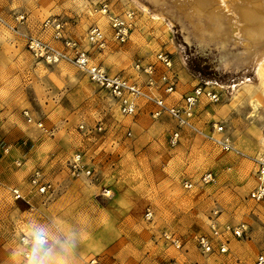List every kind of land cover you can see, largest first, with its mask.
Wrapping results in <instances>:
<instances>
[{
  "label": "rangeland",
  "instance_id": "obj_1",
  "mask_svg": "<svg viewBox=\"0 0 264 264\" xmlns=\"http://www.w3.org/2000/svg\"><path fill=\"white\" fill-rule=\"evenodd\" d=\"M142 1L150 13L132 0H0V15L11 22L23 13L25 29L56 47L61 40L42 21L59 19L63 33L110 72L133 75L137 60L152 62L157 52H168L178 82L167 100L179 104L196 85L212 89L218 99L202 96L192 121L204 132L222 124L244 154L220 151L188 127L170 146L168 135L176 124L170 115L153 119L148 106L134 116L122 115L72 63L33 57L0 24V264H88L91 257L101 264H251L264 251V201L248 197L255 185L251 157L264 153V72L258 74L254 64L224 67L223 59L231 60L241 44L199 43L183 17L162 10L154 19L152 13L160 9ZM103 3L130 22L125 42L114 39L100 12ZM90 25L104 33V48L85 40ZM76 152L92 166V178L71 174ZM35 168L54 186L49 198L30 187ZM205 171L216 175L215 183L198 184ZM185 179L191 188H184ZM14 186L30 205L13 199ZM104 186L110 197L101 194ZM146 208L152 210L149 220ZM211 217L219 224L247 225L243 236H230L226 253L202 254L193 242L195 234L209 231ZM165 231L179 238L180 248L164 242ZM22 233L44 234L47 248L24 259L18 245Z\"/></svg>",
  "mask_w": 264,
  "mask_h": 264
},
{
  "label": "built area",
  "instance_id": "obj_2",
  "mask_svg": "<svg viewBox=\"0 0 264 264\" xmlns=\"http://www.w3.org/2000/svg\"><path fill=\"white\" fill-rule=\"evenodd\" d=\"M100 12L108 19L109 25L113 30L114 39L119 43L125 42L130 30L128 19L112 13L105 3L100 6ZM127 17H131V13L127 14ZM26 20L27 18L23 13L14 14L11 22L0 15V24L13 31L23 41L33 57L42 58L47 63H56L60 60L72 63L92 83L111 97L122 115L134 116L143 111L145 109L144 106H148L146 112L153 119H157L163 114L170 115L176 121L175 127L168 135L170 146H175L179 143L182 127H188L209 138L220 151L244 154L236 147L222 124L213 123L212 131L204 132L196 127L192 121L202 96L209 101L218 99L217 93L212 89L196 85L181 95L179 104L167 100L168 96L175 92L178 82L177 75L172 68V59L168 52H157L155 60L152 62L137 60L133 65L135 70L133 75L125 74L124 72H110L101 64L94 63L88 49L82 47L77 39L63 33V24L59 19L47 17L42 21V26L53 30L52 36L61 40V47H56L32 35L25 29ZM85 40L88 44L100 49L104 48L107 43L104 33L96 25L89 26ZM23 114L28 122L33 120L28 110H23ZM36 124L40 126L42 122L36 121ZM251 160L254 164L255 185L248 192V197L257 202L264 201V153L251 157ZM16 163L19 164L20 162L17 161ZM69 170L74 176L83 175L92 178L94 175L92 166L83 161L81 152H76L72 155L69 162ZM28 181L33 192L43 198H49L54 192L52 182L45 179L39 168H35L30 173ZM215 182L216 175L211 171L203 172L198 180L199 185L213 184ZM183 186L184 188H191L193 183L185 179ZM10 192L13 199L23 200L29 204V200L19 187L10 188ZM101 194L110 197V188L104 186ZM144 215L147 220L151 219L152 210L146 208ZM208 225L209 231L207 233H199L193 236V242L202 254L226 253L230 236L241 237L247 229L245 222L238 223L235 226L228 223L219 224L214 217L209 219ZM162 238L164 242L171 244L175 248L181 247L179 238L173 233L165 231L162 234ZM47 242V237L42 233H22L18 237L20 255L24 259L37 256L42 249L47 248ZM87 263L101 264L97 257H91ZM162 264L175 263L172 260H166ZM251 264H264V251L258 252Z\"/></svg>",
  "mask_w": 264,
  "mask_h": 264
},
{
  "label": "bare ground",
  "instance_id": "obj_3",
  "mask_svg": "<svg viewBox=\"0 0 264 264\" xmlns=\"http://www.w3.org/2000/svg\"><path fill=\"white\" fill-rule=\"evenodd\" d=\"M132 1L142 11L150 13V7L142 0ZM147 1L160 9L159 12L152 13L154 19H160L164 11L183 17L190 25L191 34L199 43L215 42L221 47L228 43L241 44L242 49L235 53L231 60L223 59L224 67L231 64L236 67L254 64L258 74L264 72V0ZM183 25L182 28L187 29ZM185 38L189 40L187 36Z\"/></svg>",
  "mask_w": 264,
  "mask_h": 264
}]
</instances>
